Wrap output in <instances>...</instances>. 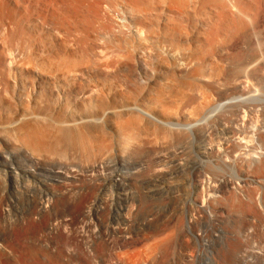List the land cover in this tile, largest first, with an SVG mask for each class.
<instances>
[{
	"label": "rangeland",
	"instance_id": "374dc122",
	"mask_svg": "<svg viewBox=\"0 0 264 264\" xmlns=\"http://www.w3.org/2000/svg\"><path fill=\"white\" fill-rule=\"evenodd\" d=\"M102 1L103 0H45V1L43 0L41 2L42 3L44 2L43 3L44 5L47 6L49 3L50 4L49 7L51 6V8L53 9L55 8L54 10L55 13L57 11L59 12V14L58 12L56 13L58 17L61 14V17L59 18H62V19L65 18V19L64 20L59 19L55 15L58 21L56 18L54 19L53 17L51 18V20H49L50 22L47 21L48 19L45 20L46 22H44V20L42 21L37 17H34V16L32 17L31 23L33 25L32 24L31 25L35 26L38 31V33L35 32L36 34H34V40L32 41V44H34L36 47L39 48L37 52H40L39 54H42L41 57H45L46 59L48 57L51 62V66L54 64L53 65L54 68L52 67V70L54 73L52 72L51 77H52L53 83H55L54 86H56L57 88L56 91L59 90V86L62 89H64V91L66 89L67 93L70 91V88L71 90L72 89L74 90L75 88V90L78 91V94H79L78 96L81 97L83 101L85 100V102H88L90 100L88 102V105L84 109L81 110V109H78V107L75 104V101H74L75 94L74 93H71V95L69 94L67 98H65L61 93L55 94L56 95L55 100H56L57 116L58 118L61 117L64 119V118L71 117L77 114H81L83 112L89 113V112L102 111L103 109H107L108 107H110V105H113V102H112L113 100L110 99L111 94H112V97L114 94L118 95L116 96L114 100L115 102H119L120 98H122V93H124L126 96L133 95L132 97L130 96V98L128 99L129 100L131 99L132 101L134 100V103H137L136 101L139 99L137 105H140L142 102L147 104V109H150L151 115L153 114L152 116L154 117V119H157V120L153 119V120L147 121V123H146V120H144V122L142 121V125H140L141 121H138L139 122L137 126L138 128L136 127L137 128L136 129L135 128L136 125L134 126L136 130L133 127H129V128L125 127L120 132H117V130H115V128L112 127L113 126L112 123L121 120L118 115H116L117 118L115 117L110 118L109 122L111 123L110 125L112 126L103 125L102 127L98 126L99 128L95 126L86 125V124L85 126H83L84 124L82 125L78 124L79 125L77 126L78 128L76 126L74 128L73 126H70L72 128L69 127L70 129H68V127L64 128L63 126L61 127L58 125L49 126L47 122H44V121L36 122V124L35 123L32 124V122H23L25 124L19 123L20 125L19 124L16 125L15 128L14 127L13 128H9V127L3 128L0 126V199L5 200L7 202L8 206H6L5 208L11 209L9 207V204L11 202L19 203L20 201H22L24 197L23 193L25 190H28V187H33L35 185L37 186V188L38 186L39 188H42L41 186L42 181H40L39 178L30 177V178H26V180L19 178L20 179L19 180L10 175L12 171L16 173L18 172V174H20L21 171H23L21 168L28 167V169L29 170L31 169L35 174L36 173L46 174L50 172H59V173L67 172L66 175L68 174V177L74 174H78L83 177L84 181H79V183L78 182L76 183L67 182L66 184L64 183L66 185L64 187L68 189H79L87 185L86 184L87 181H88L87 183L91 184L89 180L94 179L95 183L96 184L98 183L100 188H102L98 190L100 191V195H101L100 198H102V200L106 203L107 202L116 203L117 201L121 203L122 206L124 207L123 214L126 218L134 219V221L136 220L144 221V219L150 221L152 219L151 221L155 223L156 222L157 223H164V222L168 223L167 225L168 229L163 231V234L161 232L158 238L159 237L166 238V237L174 236L176 234V229L173 228L175 224H181V222H185V220H189L190 217H194V218L196 217V219L200 223V226L197 230L201 238V244L199 245V249L202 252H208V253L213 252L214 253L218 250L220 252L221 251L223 252L232 251L233 244H234V238L236 239V231H237V234L238 232L240 233L239 229H238L239 231L236 230L237 226L240 224L238 226L239 228L240 226H243L245 223L246 228L245 226L243 227L245 228L244 237L246 239L245 241L246 245L243 248L245 250L247 249L246 250L247 252L246 253L247 254L246 264H264V261H263L264 260V170H263L264 161L263 162L261 161L260 163L258 162L259 164L258 163L256 164L254 162H252V164L251 163L249 164L248 162H246L245 164H242V163L239 164V162H237V164L235 163L236 166H240L242 164V166L244 167V170L247 172L244 175L245 183H242L243 185L242 184L239 185V178H241V176H238V175L233 176V173L227 167V166H230L228 161L225 163L226 165H222V168H221L222 171H218L217 169L213 168V166H216V168L219 167L218 166L220 165L219 162L217 163L213 162L211 165L207 163L201 164L200 173L195 174V175H191L189 167H188V165H190L191 163L200 164V158L197 156V153H196L198 151V144L202 147L205 146L207 148L217 147L219 144L222 143L223 139L226 138V136L223 135L222 131L233 130L232 132L235 134L236 132L241 131L247 135H251L254 132L256 133L255 136L260 146L257 143L256 144L254 143V145L248 146L247 150H251L249 151V153L254 155L255 153L254 151L255 150L258 151V147L264 148V105H263L264 104V0H210V1L209 0H193V1L183 0L182 2L183 6L180 4L181 8L180 6L178 7L179 4H176L172 2L171 0H168L167 2L166 0H164V2L163 0H153V1L147 0L149 1V6L145 8L148 5V2H147L145 7L143 6L144 9L143 7L141 8V7L134 6L132 0H128V1L127 0H115V2H113L114 0H104L103 2ZM151 1H152V4H151ZM236 1H238V3H236ZM98 2H99V5L102 6V8L104 9L103 11L102 8L100 7L102 10V18H101L102 21L100 20L101 22L98 20L99 18L95 16L96 15L95 9L97 6L96 3ZM163 4H165L166 9L164 8ZM115 5L116 7L118 5L119 6L116 8ZM122 5H124L123 7L127 6L130 8L133 6L135 8H138L140 13H137L138 12L137 9L136 11L132 10V12H135L136 15L138 14L140 16L145 17L147 19V22L149 21V24L151 23V27L153 25L152 27L153 30L156 29L155 27L156 24L160 25L164 23V20L167 18V17L164 18L166 15L168 16L172 14L175 16L177 14L176 16H180L182 14L181 16L184 15L183 19L186 16L195 15L196 17L194 20L187 19V21H185L184 19V22H182V25H181V30H178L180 29V27L179 28L175 27L177 28L175 29V31L176 32L179 31V33H181L182 35L186 34V36L188 35V37L191 39L194 38L193 40L197 41L196 43L198 44L200 51L202 50L201 52H204V50L209 48L210 46V49L212 51L211 50H210L211 52L209 51V56H211L212 58L209 56L208 57L206 56L207 58L205 60L206 62L208 61L209 63L205 62L206 63L205 65V63L199 64L197 61L189 62V64L187 62V65L186 66L184 65L183 67L185 68L184 70L182 69L177 72L171 70L172 71V72L170 71L171 75L168 74L169 72H166L165 74L166 76H164L163 74L162 75L158 74V72L157 74H155L156 72L154 73L153 71H150L151 70L150 69L147 76L151 77L152 79L150 78L148 79L147 76H144L140 72L136 73L135 70H132V69L130 70L128 66L133 64V63L130 64V61L132 62V58H131L132 57V52H131L132 47L130 48V45L128 44L130 40L127 39L128 37H126L127 36L126 33L123 34L122 32L123 30L121 31L122 33L116 32L120 30L117 23L123 20L122 18L124 17L122 13L123 11L121 8ZM86 6L87 8H85ZM105 8H107V10ZM119 8L121 9V12L117 10ZM112 10L113 11L115 10V11L113 12ZM105 11L108 12L107 15L109 14V18L111 17L112 14H114L116 17L118 16L117 18L118 20L116 19L115 16L114 17L116 20L112 16L113 20L117 21V23L114 22L112 24H116L117 27L115 25H113L114 27H112V24H111V22H113L111 20L112 18L109 19L105 13L104 14L106 16L103 15V12ZM117 11L119 15L117 14ZM141 12L144 13V15L146 14V16L142 15ZM163 13L165 15L162 16ZM224 14L229 15L230 17H233L235 19L242 18L244 21H246L245 19L246 17L248 16L252 17L254 18L253 26H249V24L246 23L247 24L246 28L247 26H249V28L245 30L244 34H234L235 36H233L234 32H232L233 31L232 30L233 26H232L230 29L231 32L230 30H229L230 33L228 32L229 35H231L230 37L232 39L230 37H228V39L226 37H223V38L215 37L213 38L214 39L213 40L212 38H210L206 29H204L202 26L204 22H206L204 21L205 20L204 17L209 16V15H214L216 17L221 18L224 16ZM89 15L91 16L89 17ZM92 15H94L95 18L97 17L96 19L98 21L94 20L95 18L93 19ZM79 17L82 18V20L84 21H81V19H78ZM75 18L77 22H75ZM77 19L80 21H78ZM108 19L111 22H109ZM69 20H71V22ZM41 21L43 24L41 23ZM236 21L237 20H235L233 23L234 26H237L236 24L238 22ZM9 22H11L10 19H9ZM82 22L83 23L86 22L88 25L84 27L86 23L83 24ZM65 23H69L70 25L67 24L68 25L67 27ZM75 23L76 24L78 23L77 26L79 24L84 25L82 26L84 27L82 31L75 25ZM73 24L76 27L73 26ZM233 24H230V26ZM9 26L12 27L10 24ZM87 27L89 29L85 30V33L82 34L81 32H84V29H86ZM46 28H48L49 30ZM91 28L94 30L93 32L96 31L97 34L96 32L92 34L93 33L92 31H91L92 35H90V33L88 34V31L90 32V30H92ZM113 28L116 29L115 32H114L115 29ZM78 29L80 32L78 31ZM76 30L78 32L75 33ZM182 31L184 34L182 33ZM47 33L55 34L54 37L58 38L57 40L59 42H62L61 44H63V46H65L67 49L71 48L69 49L70 51L78 52V55L81 54L79 57L76 58L78 60L80 59L79 61H81V58L84 59V57L87 55L88 50L87 51L85 50L87 47L89 48L88 45L91 46V43H92L93 49L97 47L98 48L101 47L99 48L102 51V52L100 51V53L101 54L103 53L105 55L104 57L100 55L102 56L105 62L104 63L103 60L100 58V60L102 61L101 65L105 66L107 64L106 67H102L104 72L102 71V74L99 77H96V71L94 70L95 68L92 70L91 66L93 64L91 60H93L92 58L93 55L91 56L92 54L91 49H90L91 47L89 48V53H88L89 55H87L88 58L86 57V61L90 59V62L89 60L87 62L91 66L86 64L87 67H83L85 66V64L83 63H86V62L82 61L81 63L75 60L73 56H68L69 59L66 57V59L64 58L65 60L62 61L63 57H61L60 55H58L59 57L58 56L56 57L54 54H51V53L48 54V52H46L44 48L42 49V47L45 46V43L47 42V38L49 37L46 35ZM79 33L82 35L84 34L87 35L85 36L87 37L85 40H87L88 37L91 36L92 38L94 37L93 39L96 41H94L90 37L89 40H87L88 42L86 44L85 41L83 42V39L85 37L81 36ZM120 33L121 35H119ZM99 34H102V35H99ZM94 35L97 37L95 38ZM111 35H114L112 37L117 38L116 41L114 38L111 37ZM99 36L102 39L98 38ZM119 36L124 37V38H120ZM100 40H105V42L100 41ZM109 40L110 42L112 41L111 44L109 43ZM78 41L80 45H81V42L82 44L84 43V45L80 46L81 49L86 46L84 48L85 50H82L84 53L80 51L81 49L78 47L79 45L77 44ZM118 41L122 42L120 44L124 46L117 45L119 44ZM103 42L105 46L103 45ZM64 43L66 44L64 45ZM99 43L102 45H100ZM30 44H31V41L28 43L26 41L19 42L15 46V49L17 48L15 53L18 54L20 58H23L24 54L26 53L24 46L26 45L30 46ZM67 44L69 45V47L66 46ZM126 44L128 45L125 46ZM119 46H121L122 49H120ZM102 47H103V50H102ZM105 47L107 51L104 50ZM124 47L125 49H123ZM126 47H128V49L130 48L131 51L130 49L126 51L127 50ZM72 48L74 50H72ZM124 51H126L127 53L126 52L123 53ZM82 53L86 55L84 56L82 55ZM121 53H123L122 54L123 56L120 55ZM124 54H126V56ZM210 54L212 55L214 54V56ZM49 55H52V56L50 57ZM124 56L125 58L126 57L128 58L127 61L131 59L129 62L127 63L125 62L128 65L127 67L126 65L125 66L123 65L125 64L123 63ZM70 57H73L72 58L73 60ZM214 58H217L216 61L220 59V61H218L219 63L216 62L215 60H212ZM73 62L74 63L77 62V64L74 66ZM78 62L81 63L80 66ZM211 62H212V65H211ZM250 63L252 66H250L247 73H244L243 70L239 71L241 67H243L242 64L245 67V65L247 64L250 65ZM82 64L83 66L81 67ZM209 65L211 66V68ZM66 66H68L69 69ZM220 66L222 67L223 70L221 69ZM72 67H79V68L81 67L84 70L81 69V72H79L80 69L77 68L78 71L75 70L76 73H74L73 71L75 68H72ZM133 72L135 74H133ZM150 72H153V73L150 74ZM79 73L81 74V76ZM136 74H138L139 76ZM172 74H175L176 76ZM123 75L127 78L129 77L128 81L129 79L130 81L132 80V83L136 86L134 87L135 90L134 89L131 90V88H133L134 85L131 82H130L131 84L129 82H126L125 81L126 79H123L124 78ZM109 76H111L112 78ZM140 77L144 81V84L140 83L142 82ZM145 79H147V81ZM148 80H152V82ZM238 81L243 82L241 84L243 85L242 92L236 90L233 87V84ZM97 82H99L100 84ZM122 82L124 83V85L122 84ZM146 82H148L149 87L146 86ZM153 82H155V85ZM24 84L27 86L28 83L25 82ZM140 84H143V85L141 86ZM121 85L123 86L121 87ZM128 85L130 87H128ZM204 85H207V86H204ZM152 86L154 87V90ZM155 86L157 87V89H155L156 88ZM159 86H161L160 87L161 89H159ZM124 91L125 92L127 91L128 94H126ZM158 91H159V94L160 93L161 95L162 93L164 94L161 97L162 100L163 98L165 100L163 101V103H158V100H157ZM98 95L100 99L105 100V98H108L106 99V102L102 101L105 105L103 103L102 105L95 103L94 98H96ZM102 95H104L105 97H103ZM125 95L123 96V98H127ZM83 97L85 98L83 99ZM13 99L15 100V102L17 101L16 102L17 104L14 101L12 102ZM151 100H153V102H155L154 100H156V102L152 103ZM245 101L246 103L247 102L248 103L243 104V102ZM10 102H11V107H12L10 111H12L13 109L15 110V108H18V107H19L18 109H20L23 106H26L27 102L25 98V92H23V94L19 97L17 96L14 98L11 97ZM60 103L61 104L63 103V104L61 105ZM206 105L207 106L209 105L208 107H210L211 110H216L215 108H217V112L214 113L213 118H211L208 121H204V119L208 115L207 111L204 110L203 112H201V110H199L203 108L202 106H206ZM62 107L64 108L62 109ZM0 112L6 113L3 110L2 111L0 110ZM243 112L245 114H244V117L241 119ZM195 115H197L196 119L200 121H204V123L203 125L197 128H194L192 130L193 134L191 135H190V132L188 133L184 132L183 134H180V135H178L177 133H173V132L171 133V130L169 129V127L163 124L164 121H169L173 124H179V125L185 126L186 124H188L187 118L190 116L191 118H194ZM86 126H90V127L87 128ZM251 126L254 128H252ZM255 127L258 129H256ZM206 128L209 129L208 130L209 136L205 135L204 133ZM124 129H125V132H124ZM154 130H156V132ZM259 130H261L262 132L260 131L259 133ZM65 131L67 132L65 133ZM35 134L38 135L37 137H40V139H42L41 141H43V139L45 138L44 140L45 142L43 141L44 143L42 142V145L46 144L44 148H40L42 150L36 151L38 153L34 152L35 153L34 157L36 161L39 163V164L37 163V165L31 164L30 162L26 161L23 157L17 155L19 148H23V149L31 148L30 146L32 145L31 141H33L32 138L36 136ZM235 134L233 135L234 137L237 136ZM56 135H59V136H56ZM192 135L193 137L191 138ZM55 137L57 140L55 139ZM48 138L51 140H49ZM134 138H135V141H134ZM5 140H9L11 145H7V144L5 145ZM80 141L82 144L80 143ZM66 144L68 145L66 146ZM90 147L92 148L91 151H90ZM101 147L103 148V150ZM51 150L54 151V153ZM246 152L245 151L241 152L243 156H240V157L245 158V156L249 154L248 152L246 154ZM106 153L108 154V156ZM37 154L38 156L40 155L39 156L40 158L37 157ZM120 154L122 155V157L125 155L122 161L119 159V157L121 158ZM104 155L107 156V158H105ZM4 156L5 157L8 156V157L5 159L3 158ZM209 157H215V156L213 155ZM102 160L104 163H102ZM201 160L204 162L207 161L205 159H201ZM246 166H248L247 168L249 170L246 168ZM6 175L8 176V178ZM125 175H129V177L126 178ZM160 176L163 179L162 182L152 183L153 180L157 179L156 177H160ZM18 180L20 182L17 183L16 181ZM21 181H24V182H21ZM196 181L197 182H205V181L209 182L211 183L213 188L211 187V189H204L202 191L200 188H197V186H195L197 184ZM219 181H230L232 185L230 188L226 189L223 186V184H221ZM35 186L34 188H36ZM97 195H99V192H97L94 195V198ZM123 202H127V203H123ZM202 203L204 204V206L200 208ZM197 206H199L198 210L196 209ZM242 206L244 207V209H242ZM126 212H128L130 217L127 216L128 214ZM130 212L131 213L134 212V213L130 214ZM2 224L3 223L0 221V231L5 232L6 230H3L5 225L3 224L4 225L3 226ZM45 235L48 236V234L44 232L43 230L41 231L39 228L35 226H31V229L29 230V232L20 230L14 236L17 237L18 241L22 245V248L33 255L36 253V250L39 247V240L47 237V236L45 237ZM154 244L155 242H153V245ZM255 244H260V245L256 246ZM147 248L148 247L144 248L145 250H143L146 257L150 254H151L150 256L154 257L155 254H153V251L154 253L159 254L158 249L156 248L151 249L150 247L148 249ZM236 248L237 247H234V252H236L237 250ZM151 258H148V259L151 260Z\"/></svg>",
	"mask_w": 264,
	"mask_h": 264
},
{
	"label": "bare ground",
	"instance_id": "6f19581e",
	"mask_svg": "<svg viewBox=\"0 0 264 264\" xmlns=\"http://www.w3.org/2000/svg\"><path fill=\"white\" fill-rule=\"evenodd\" d=\"M41 1H43V0H41ZM41 1L40 0H37V1L36 0L35 1L34 0H0V110L1 111L3 110L6 112V113L0 112V113H2V114H0V126L3 128H7V127H9V128L14 127L15 128L16 125H18L19 123L21 124L23 122H32V124L33 123L36 124V122L44 121V122H47V124L49 126L58 125L61 127L63 126L64 128L68 127V129L72 128L70 126H73V128H74L75 126L77 127L80 124L81 125L84 124L83 126H85V124H86V125L95 126V127H98V126L102 127L103 125H110L111 124L109 122L110 118L111 117L117 118L116 115H118L121 120L112 123L113 126L112 125H110V126L115 128V130H117V132H120L125 127L126 128H129V127L134 128V126L136 125L135 126V128H136L139 124L138 121H141L140 125H142V121L144 122V120H146V123H147V121L153 120L154 119V117L152 116L153 114L151 115L150 109H147V104L142 102L140 105H137L139 99L136 101L137 103H134V100L132 101L131 99L130 100L128 99V98H130V96L132 97L133 95L126 96L122 92H121L122 98L124 95L127 98H123V99L120 98L119 102H115L114 99L118 95L114 94L112 97V94H111L110 99L113 100L112 101L113 105H110V107H108L107 109H103L102 111H97V112H89V113L83 112L81 114H77V115L67 117L64 119L61 117L58 118L57 111H56V100H55L56 95L55 94L61 93L65 98H67L69 96V94L71 95V93H74L75 98H74V96H73V98H74L75 104L78 107V109H81V110L84 109L88 105V102L90 100L88 102H85V100L83 101L82 98L78 96L79 95L78 91H76L74 87H73L74 90L73 89L71 90V88H70V91H69L70 93L69 92L67 93L66 89L64 91V89H62L60 86H59V90L56 91L57 88H56V86H54L55 83H53L52 77H51L52 76L51 74L53 72L52 67L54 64L51 66V62H50L48 57H47V59L45 57H41L42 54H39L40 52H37L39 50V48L36 47L34 44H32V41L34 40V34L38 33L37 28L35 26H32L33 25L31 23L32 17L33 16L37 17L42 21L44 20V22H46L45 20H47V19H48L47 21H49L53 17H54V19L55 18L57 19V17H58L56 15V13L58 11L55 13V11H54L55 8L53 9V8H51V6L49 7V5H50L49 3L46 6L43 4L44 2L42 3ZM152 1H151V4H152ZM167 1L168 0H166V2ZM171 1L176 3V4H179L178 7L180 6V4L181 5L183 4L182 3L183 0H171ZM113 2H115V0ZM132 2H133V5L136 7H141V8L143 6L145 7L147 2H148V5L145 8H147L149 6V1H147V0H132ZM163 2H164V0H163ZM236 3H238V1H236ZM96 4H97V6L95 5L96 6V9H95L96 15L95 16H97L99 18L98 19L99 21L100 20L102 21V19H101L102 18V10L104 11V9L102 8V6L99 5V2ZM51 5H53V4H51ZM163 5L165 8V4H163ZM166 5H167V3H166ZM123 6L124 5L121 6L122 11H123L122 13L124 15L123 18L121 17L123 19V20H121L122 22L119 21L117 23V21H114L113 18L115 19V17H116L114 14H112V15L110 14L111 15L110 18H112V16H113V18L111 19L113 22L109 21L110 18H109V14L107 15V13H108L107 11L103 12V15L106 14L108 16V18H109L108 21L111 22V24L114 22H116L118 24V27L120 30L116 31V29L113 28V29H115L114 32L115 31L121 32L123 30L122 31L123 34L126 33L127 34L126 37H128L127 39L130 40L129 43L128 42L127 43L130 45V48L132 47V51L129 48L130 51L132 52V57H131L132 62L130 61L131 59H129L127 61L128 58L127 57L125 58L126 54H124L125 56L123 58V60H124L123 63H125V62L127 63L130 61V64L131 63H133V64L128 66L125 63V64H123L124 66L125 65H126V67L128 66L130 68V70L131 69L135 70L136 73L140 72L144 76H147L150 69H151L150 71H153L154 73L156 72L155 74H157V72H158V74H161V75L163 74L164 76H166L165 75L166 72H169L168 74H170L171 70L176 71V72L179 70H182V69L184 70L185 68H183V67H184V65L185 66L187 65V62H188V64H189V62H196V61L199 64L206 62L205 60L209 56V51L211 50L210 46H209V48L205 49L204 52H201L202 50L200 51V48L198 47V44L196 43L197 41L193 40L194 38L191 39L188 37V35L187 36H186V34L182 35L178 31V30H181V25H182V22H184V19H185V21H187V19H189V20L193 19L194 20L196 17L195 15L186 16L184 19H183L184 15L181 16L182 14L180 16H176L177 15L176 13H175L176 14L175 16L172 14L168 15V16L166 15L164 18H166V17L167 18L164 20V23H162L160 25L156 24L155 25L156 29L154 28L155 30H153L152 29L153 25L151 27V23L149 24V21L147 22V19L145 17L140 16L138 14L136 15L135 12H132V10L136 11V9L138 10V8H135L132 6L133 7V9H132V7L129 8L127 6L126 7H123ZM100 7L102 8V10ZM115 7H116V5H115ZM144 7H143V9H144ZM159 7H161V6H159ZM85 8H87V6ZM134 8H135V10H134ZM180 8H181V6H180ZM105 9L107 10V8H105ZM117 10H119L121 12L120 8ZM146 11H147V9H146ZM91 12H93V11H91ZM159 12H160V10H159ZM31 13H32V15H31ZM72 13H71V15H72ZM137 13H140L139 10ZM192 13H193V11H192ZM58 14H59V12H58ZM117 14H118V11H117ZM55 15L57 17H55ZM68 15H70V14H68ZM142 15H144V13H142ZM163 15H165V14L163 13L162 16ZM90 16L91 15H89V17ZM92 16L94 19L95 18L94 15H92ZM144 16H146V14ZM59 17H61V14L59 15ZM8 18L10 19L11 22H9ZM76 18H75V22H77ZM96 18L94 20L98 21ZM117 18H118V16L116 17V19ZM161 18H163V17H161ZM59 19H62V18H59ZM64 19L65 18H63L62 20H64ZM78 19H81V21H84L80 17ZM148 19H150V18H148ZM204 19H205L204 21H206V22H204V24L202 26L204 29H206L210 38L213 39L215 37H222V38L226 37L228 39V37L231 36V35H229V33L231 32L230 29L232 26H233L232 32H234L233 36H235L234 34H244L245 30L248 29L249 26H253V19L254 18L248 16L245 18L246 21H244L242 18L235 19L233 17H230L229 15L224 14V16L221 18L216 17L214 15H209V16L204 17ZM103 20H104V18H103ZM235 20H237L236 22H238L236 24L237 26H234V24H233ZM42 21H41V23H42ZM57 21H58V19H57ZM69 21L71 22V20H69ZM78 21H80V20H78ZM150 21H152V20H150ZM73 22H74V20H73ZM85 23L86 22H84L83 24H85ZM246 23L249 24V26H247V28H246V25H247ZM9 24L12 27H10ZM65 24L70 25L69 23H65ZM77 24L75 23L76 26H77ZM230 24H233V25L230 26ZM68 25H67V27H68ZM75 25L73 24V26H75ZM86 25H88V24L86 23L85 26L79 24L77 27L79 29H81V31H82V29L84 27H86ZM113 25L116 26V24H112V27H114ZM82 26H84V27H82ZM175 27H177V28L180 27V29L177 30L178 32L175 31V29H177ZM72 28H74V27H72ZM46 29H48V28H46ZM79 29H78V31H79ZM87 29H89V28L87 27L86 29H84V32H81V33L82 34L85 33V30H87ZM100 30H101V28H100ZM124 30H125V32H124ZM229 30H230V32H229ZM78 31L76 30L75 33ZM91 31L93 32L94 30L92 29V30H90V32L88 31V34L90 33V35H92L96 32L95 31L91 34ZM98 33H100V32H98ZM121 33L119 35H121ZM182 33H183V31H182ZM82 34H80V35L84 36V37L87 36L85 34L84 35H82ZM96 34H97V32H96ZM102 34H99V35H102ZM46 35L49 37L47 38V42L45 43V46L42 47V49L44 48V50L46 52H48V54L49 53L54 54L56 57L58 55H60L61 57H63L62 61H64L66 59V57L68 58V56H73L74 59L77 61L80 60V59L78 60L76 58L79 57L81 54L78 55V52L70 51L69 49H71V48L67 49L65 46H63V44H61L62 42H59L57 40L58 38L54 37L55 34L47 33ZM160 35H162V36H160ZM112 36H114V35H111V37ZM90 37H88L87 40H89ZM96 37L97 36H95V38ZM119 37L124 38L121 36H119ZM86 38L87 37H85L83 39V42L85 41V43L87 44L88 41L85 40ZM98 38L102 39L100 36ZM112 38H114L115 41L117 39L116 37H112ZM80 40H82V39H80ZM110 40H111V38H110ZM110 40H109V43L111 44L113 39L111 42H110ZM121 40H123V39H121ZM21 41H24V42L26 41L27 43L31 41L30 46H27L28 44L26 46H24L26 53L25 54L23 53L24 54L23 58H20V56H18V54L15 53L17 50V48L15 49V46ZM94 41H96V40H94ZM97 41H98V39H97ZM100 41L105 42V40H100ZM119 41H118L119 44H117V45H122V44H120L122 42H119ZM104 42H103V45H104ZM123 42H125V41H123ZM96 43H94V44H96ZM65 44L66 43H64V45ZM77 44L79 45V46L77 45L79 48L81 45H84V43L82 44V42L80 45L79 41ZM128 44H126L125 46H127ZM96 45H98V44H96ZM100 45H102V44H100ZM66 46L69 47L68 44ZM88 46H89V48L91 47L90 49H91L92 54L91 53L90 54H91V56L93 55L92 58H93L94 62H93V60H91V61H92V64L94 65V67H93V65L91 66L87 62L88 60L90 62V59H88L86 61V57L88 58L87 55H89L88 54L89 48L87 47L88 49L87 48H86V50L84 49L86 46L82 49L80 48L81 50L77 47L81 52H83L82 50H85V51L88 50L87 55L83 54L84 52L82 53V55H84V56L86 55L84 57L85 61L83 58H81V61H79V62H81V63H82V61L86 62V63H83V64H85V66H83V64H82L81 67L82 66L87 67L86 66V64H87V65L91 66L92 70L95 68L94 70L96 71V77H99L103 71L102 67H106V65H107V64L106 65L104 64L105 66L101 65L102 61L100 60V58L103 60L102 56L104 57L105 55L103 53L102 54L100 53L101 49H99V48H101V47H99V48L97 47L99 50L97 48L93 49L92 43H91V46L90 45H88ZM122 46H124V45H122ZM119 47H120V49H122L121 46H119ZM128 47H126V49H127L126 51L129 50ZM111 48H109V49H111ZM123 49H125V47ZM72 50H74V49L72 48ZM102 50H103V47H102ZM104 50L107 51L106 47ZM80 51H79V53H80ZM126 51H124L123 53H125ZM123 53H121L120 55H122ZM128 54H127V56H128ZM100 55H102V56H100ZM210 55H212V54H210ZM43 56H45V55H43ZM49 56L51 57L52 55H49ZM212 56H214V54ZM73 57H70V58L72 59ZM209 57H211V56H209ZM60 59H62V58H60ZM216 59L217 58H214L212 60L216 61ZM100 61H101V63H100ZM218 61H220V59L217 60L216 62H218ZM249 61H250V59H249ZM79 62H78V64L80 66L81 63H79ZM103 62H104V60H103ZM206 63H205V65H206ZM76 64H77V62L74 63L73 65L75 66ZM248 64L245 65V67L242 64L243 67H241V69L239 71L243 70L244 73H247L250 66H252L251 63H250V65H248ZM211 65H212V62H211ZM66 67L68 68V66H66ZM81 67L80 68L79 67H72V68H75L73 72L76 73L75 70L78 71L77 68H79L80 69L79 72H81V69H83ZM207 67H208V65H207ZM210 68H211V66H210ZM221 69H222V67H221ZM70 70H71V68H70ZM134 72H133V74H135ZM153 72H150V74ZM63 73H64V71H63ZM70 75H71V73H70ZM136 75H138V74H136ZM172 75H175V74H172ZM80 76H81V74H80ZM109 77H111V76H109ZM132 77H134V76H132ZM128 78L124 76L123 79H126L125 80L126 82L132 83V80L130 81V79H129V81H128ZM149 78L152 79L151 77H148V79ZM76 79H77V77H76ZM112 80H114V79H112ZM141 80H142V78H141ZM145 80L147 81V79H145ZM136 81H137V79H136ZM136 81H134V82H136ZM148 81L152 82V80H148ZM25 82L28 83L27 86L24 84ZM114 82H116V81H114ZM138 82H137V84H138ZM97 83H99V82H97ZM140 83L144 84V81L142 80V82H140ZM153 83L155 85V82H153ZM242 83L243 82H241V81L235 82L233 84V87L236 90L242 92V90H243V85H241ZM122 84L124 85L123 82H122ZM143 84H140V85L142 86ZM123 85H121V87ZM129 85H128V87H130ZM146 86H148V82H146ZM204 86H207V85H204ZM128 87H127V89H128ZM134 87H136V86L134 85L133 88H131V90L134 89ZM160 87L161 86H159V89H161ZM67 88H69V87H67ZM150 89H151V87H150ZM155 89H157V87ZM153 90H154V87H153ZM100 91H102V90H100ZM120 91H121V89H120ZM23 92H25V98H26L27 105L23 106L20 109H18L19 108L18 107V108H15V110L13 109L12 111H10L12 109L11 102H10L11 97L12 98H14L16 96L19 97L23 94ZM132 92H134V91H132ZM92 93H93V91H92ZM125 93L128 94L127 91ZM163 95H164L163 93H162V95H161V93L159 94V91H158V96H157L158 103H163V101H165L164 98H163V100L161 98ZM102 96L105 97L104 95H102ZM85 97H83V99ZM133 98H135V97H133ZM94 99H95L96 104L102 105V103H103L102 101L106 102V99H108V98H105V100L100 99V97L98 95ZM248 100H250V99H248ZM13 101L15 102L14 99L12 100V102ZM140 101H142V100H140ZM151 101H152V103L156 102V100H154L155 102H153V100H151ZM235 102H237V101H235ZM244 103H246V101L243 102V104ZM258 103H259V101H258ZM68 104H69V102H68ZM208 106L207 105L202 106L203 108L199 109V110H201V112H203L205 110L208 113V115L204 119V121H208L211 118H213L214 113L217 112V108H215L216 110H211V108ZM220 107H222V106H220ZM63 108L64 107H62V109ZM251 112H253V111H251ZM242 114L243 115H242L241 119L244 117L245 113L243 112ZM120 115H121V117H120ZM257 115H258V113H257ZM196 117H197V115H195L194 118H191V116L188 117L187 118L188 124H186L185 126L179 125V124H173L169 121H164V120H163L164 121L163 124L169 127V129L171 130V133L173 132V133H177L178 135H180V134H183L184 132L185 133L190 132V135H191V134H193L192 130L194 128H197V127L203 125V123H204V121H200V120L196 119ZM154 120H157V119H154ZM23 124H25V123H23ZM90 126H86V127L89 128ZM46 127H48V126H46ZM252 128H254V127H252ZM84 129H85V127H84ZM256 129H258V128H256ZM208 130L209 129L206 128L204 133H205V135L209 136ZM126 131H127V129H126ZM154 131L156 132V130H154ZM232 131L233 130L222 131L223 135L226 136V138H224L222 143L219 144L217 147L207 148L205 146L202 147L198 144V151L196 153H197V156L200 158V164H195V163L192 164L191 163L190 165H188L191 175H195V174L200 173L201 164H203V163H205V164L207 163V164L211 165L213 162H216V163L219 162V164H220V165H218L219 167L216 168V166H213V165L212 166L214 169H217L218 171H222L221 170L222 165H226L225 163L228 161L230 166H227V167L233 173V176L234 175L241 176V178H239V185L242 183H245V176L244 175L247 172L244 170V167L242 166V164H245L246 162H248L249 164L250 163L252 164V162H254L256 164L258 162L260 163L261 161L263 162L264 161V148L258 147V151L255 150L254 155L250 154L249 151H251V150H247L248 146L254 145V143L258 144V140L255 136L256 133L253 132L251 135H247L241 131L236 132V134L233 133ZM253 131H255V130H253ZM260 131L261 130H259V133H260ZM66 132L67 131H65V133ZM124 132H125V129H124ZM132 132H134V131H132ZM88 133H89V131H88ZM126 134H128V133H126ZM234 134L237 136L234 137L233 136ZM53 135H55V134H53ZM60 135H61V133H60ZM37 136L38 135H36L32 138L33 141H31L32 145H30L31 146L30 149L19 148L18 152H17L18 156L23 157L26 161H28L34 165H37V163H38L34 157L35 156L34 152L42 150L40 148H44V146L46 145V144L42 145V142L45 140V138L43 139V141H41L42 139H40V137H37ZM56 136H59V135H56ZM192 137H193V135L191 136V138ZM135 138H134V141H135ZM52 139H54V138H52ZM55 139H56V137H55ZM49 140H51V139H49ZM81 141H80V143H81ZM54 142H55V140H54ZM75 142H76V140H75ZM56 143H57V141H56ZM58 143H60V142H58ZM6 144L11 145L9 140H5V145ZM22 145H23V143H22ZM67 145L68 144H66V146ZM95 145H96V143H95ZM43 150H45V149H43ZM88 150H89V148H88ZM91 150H92V148L90 147V151ZM102 150H103V148H102ZM252 150H253V148H252ZM51 151H49V152H51ZM121 151H123V150H121ZM244 151L245 152L247 151L249 154H247V152H246L247 155L245 156V158L240 157V156H243L241 154V152H244ZM52 152L54 153V151H52ZM36 153H38V152H36ZM88 153H90V152H88ZM122 154H123V152H122ZM213 155L215 157H209V156H213ZM39 156L37 154V157H39ZM107 156H108V154H107ZM107 156H105V158H107ZM7 157L4 156L3 158L6 159ZM123 157L121 155V158L119 157V159L122 161ZM241 158H243V159H241ZM201 159H205L207 161L204 162ZM103 160H102V163H104ZM7 161H5V162H7ZM237 162H239V164L240 163H242V164L240 166H236L235 163L237 164ZM122 164H124V163H122ZM247 167L248 166H246V168ZM21 169L23 171H21L20 174H18V172L16 173V172L12 171L10 173V175L16 179L20 178L23 180H26V178H30V177L31 178H39V180L42 181L41 182L42 188H39V186L37 188V186H35V185L34 186L36 188H34V186L28 187V190H25L23 193L24 197H23L22 201H20L19 203L11 202L9 204V207L11 209L5 208L6 206H8L7 202L5 200L0 199V221L5 225L4 226L2 224L4 226L3 230H6L5 232L0 231V264H246V259H247L246 258V255H247L246 250L247 249L245 250L243 248L246 245V242H245L246 239L244 237V235H245L244 229L246 228L245 223L243 225V226H245V228L243 226H240L238 228V226L240 224L237 226L236 230L239 229L240 233L238 232V234H237V231H236V239L234 238V244H233V250L232 251H225V252L221 251L220 252L218 250L214 253L213 252H210V253L202 252L199 249V245L201 244V238H200V235L198 234V230H197L200 226V223L196 219V217L194 218V217L189 216L190 217L189 220H185V222H181V224H175V226L173 228L176 229V234L174 236H172V237L170 236V237H166V238H162V237L158 238V236H160L159 234L161 232L163 234V231L168 229L167 228L168 223H166L164 221H163L164 223H157V222L155 223V222L151 221L152 219L150 221L146 220V219H144V221H140V220L134 221V219L126 218L123 214L124 207L122 206L121 203H119L118 201L116 203H113V202L112 203H108V202L106 203L102 200V198H100L101 195H100V191H98V190L102 189V188H100L98 183L97 184L95 183L94 179L89 180L91 182V184L87 183L88 182L87 181L86 182L87 185H85L84 187H81L79 189H68V188L64 187V186H66L65 184L67 182H69V183L70 182H73V183L78 182L79 183V181H84L83 177L81 175H78V174H74V175H71L68 177V174L66 175L67 172L66 173L50 172V173H46V174H37V173L35 174L31 169L29 170L28 167L27 168L23 167ZM13 170H15V169H13ZM125 176H126V178L129 177V175H125ZM7 178H8V176H7ZM156 178L157 179L153 180L152 183H160L163 180L161 178V176L156 177ZM246 178H247V176H246ZM19 180L16 182L17 183L20 182ZM27 181H28V179H27ZM33 181H35V180H33ZM21 182H24V181H21ZM219 182L221 184H223V186L226 189L230 188L232 185V183L230 181H219ZM196 183L197 184L195 186H197V188H200L202 191L204 189H211V187H212L211 183L206 182V181L205 182H197L196 181ZM88 184H90V185H88ZM97 192H99V195L95 196V198H94V195ZM92 196H93V198H92ZM123 203H127V202H123ZM203 206H204V204L202 203L200 208H202ZM198 208H199V206L196 207L197 210H198ZM242 209H244L243 206H242ZM126 213L128 214V212H126ZM133 213L130 212V214H133ZM127 216H129V214ZM31 226H35V227L39 228L41 231L43 230L44 232H46L48 234V236L45 235V237L47 236L46 238L39 240V247L36 250V253L33 255L30 254L25 249H23L22 245L18 241L17 237L14 236L20 230L29 232V230L31 229ZM260 230H261V228H260ZM239 234H240V236H239ZM62 241L66 242V243H64ZM153 242H155L154 245H153ZM255 245L258 246L260 244H255ZM146 247H148V248L150 247L151 249L152 248L158 249L159 254L154 253V251H153V254H155L154 257L150 256L151 254L146 257L144 252H143V250H145L144 248H146ZM234 247H237L236 249L238 251L236 250V252H234ZM147 249H146V251H147ZM256 254H258V253H256ZM260 255H261V253H260ZM148 258H151V260Z\"/></svg>",
	"mask_w": 264,
	"mask_h": 264
}]
</instances>
